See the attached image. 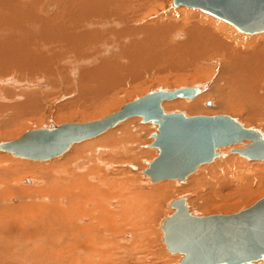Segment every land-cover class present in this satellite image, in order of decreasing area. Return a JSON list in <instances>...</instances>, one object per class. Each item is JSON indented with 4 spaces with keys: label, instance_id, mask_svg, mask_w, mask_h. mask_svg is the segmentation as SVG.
<instances>
[{
    "label": "bare ground",
    "instance_id": "obj_1",
    "mask_svg": "<svg viewBox=\"0 0 264 264\" xmlns=\"http://www.w3.org/2000/svg\"><path fill=\"white\" fill-rule=\"evenodd\" d=\"M171 2L172 0H65L62 5L58 3V10L55 14L57 8L55 3L49 4L50 6L46 10L47 5L42 8L40 1L36 0H0V128L10 121L28 117L37 118L38 116L35 117V115L40 112V107L44 108V103L52 96L51 94L38 92L39 89L41 87L47 88V90L51 87L56 88L59 81L70 82L72 77L78 75V73H80L78 75L79 85L76 88L78 98H75V105L77 106L93 104L97 101L101 102L102 98L105 99V96H108L114 90L130 86L131 82L139 79L143 73L155 70L153 67L162 65L165 66V71L167 67L178 70L190 68V70L193 69L195 72L203 74L207 71L198 68V66L212 62L214 63L213 72L218 74V82L215 87L210 88V91L212 93L215 92V95L219 97H225V101L229 99L230 103L223 108L226 107L232 113H239V108L251 107V105L257 104L256 101L264 100V39L256 38L254 40L245 38L242 35L234 36L226 30L228 28L224 32L225 26L221 22L223 20L219 19V22H215L212 19L205 18L207 15L198 12L199 10L188 9L190 11H183V9L187 8L179 7L177 9H180V12H172L174 8L171 7ZM166 9L169 12H166ZM40 11L46 17L40 16ZM145 20H149L147 24L139 25ZM178 31L181 33L176 35L175 39L180 44L173 45L168 37ZM85 68L88 70L81 71ZM160 70L163 72V69L160 68ZM156 72H159V69ZM183 72L180 76H183ZM140 73L142 74L141 76ZM179 74L181 73L179 72ZM118 75L119 77H117ZM195 75L197 76V74ZM33 86L39 87L38 91L28 89ZM195 87L200 90V93L195 98L198 96L202 98L190 99L193 100L192 102H188L189 100L187 99H179L183 102L164 101L161 104L162 108L165 110H185L189 113L201 111V103L209 99V94L206 93L208 86L207 84H202L200 87ZM59 89L64 91V89L69 88L66 86L64 89ZM27 90L29 91L27 92ZM64 92L69 93L70 91ZM204 93L206 94L205 97ZM20 99H26V102L17 103ZM72 101L74 102V100ZM262 104L264 105L263 102ZM45 106L48 107V105ZM253 109H255V106L252 110L250 109L251 111L249 110L250 112L247 110V113L251 116L253 113L255 114ZM59 110L62 112L61 107ZM257 111L261 112L256 110V115H258ZM48 113H51L50 110ZM245 115L247 114L245 113ZM240 119L242 120V118ZM21 121L24 122V120ZM238 122L245 128H253L251 123H247L248 119L239 120ZM19 125L17 124V126ZM255 129L264 135L262 130ZM119 131H116V134L112 133L108 140L103 141L104 143L101 142V147L99 146V148L84 150L81 148L83 145L81 142L82 145L79 143L74 144L71 150L59 159H52L55 161L53 165H56L55 168H52L56 171V168L59 167L61 173L58 171L60 176L51 175V171L46 170L49 167L43 168V170H46L41 172V174H44L40 177L44 182L43 188H21L20 191H10L9 189L6 190V193H3L6 196H8L7 194L20 196L21 200L23 199L24 201V199H31L30 192L35 191L41 194V198L35 197V199L43 202V204H38V207L43 208L52 205L53 208L50 207L45 210L47 214H44L40 211L43 209H37L31 213L32 209H28L30 206L23 207L24 209L26 208L25 211L28 209V220L33 219L32 222H35L32 225H25L29 227L28 232L25 233L23 231V233L17 232L16 224L14 226L12 223L14 228L10 226L11 221L17 219L15 213L20 209L17 212L15 211V213L12 212L13 210H8L6 212L7 215L4 213L0 214L2 215L0 216V227L5 225L4 223L8 224L10 222V225H7L10 227L6 233L8 242L6 239L3 240L4 237L1 238L3 242L6 241L4 243L7 247L4 244V248L0 247V264L4 262L9 264L8 262L17 256V248L20 247L17 245H25L28 242L24 241L22 236H33L37 231L39 233L48 231L45 234L42 233L47 241L45 242L52 244L53 248L57 249V252L66 250V257L68 256L66 259L70 261L67 264H81L84 262V264L87 262V264L89 262L91 264L94 261L95 264H103V261L114 260L116 251H106V254L101 255L103 250L101 251V246L99 245L101 241L105 242V238L108 237L110 242L104 243V246L118 245L120 247L118 243L115 244V237L119 234L123 235L128 226L132 227L129 228L132 232L141 231V235L138 238L135 237V245L137 246H132L134 250H146V246L152 248L154 243L149 238L153 236V231L151 230L148 233L147 231L149 230L146 231V227L144 229L141 225L138 227L139 225L135 223L136 218L131 221V214H136L141 219V214H137V210L144 209L145 213H149L150 210L146 212L148 206L149 209L154 210L157 207L156 203L157 205L160 204L158 203L159 198L169 194L170 181L165 182L169 184L146 192L141 189L134 191L135 181L132 182L130 178L129 180H121V185L123 186H120L121 188L117 189L118 191L115 190L118 181L113 177L118 178L119 172L114 173V166L111 168L110 174H107L106 170L108 171L112 165L116 167L121 161L128 163L125 166L122 165L123 163L121 165L130 172L140 169L136 166L137 170H135V167L129 165L130 162L127 161L134 160L130 154H121L119 156L120 159H116L117 153L134 146L137 147L136 144L138 142L135 129L123 127ZM243 147L244 145L242 144H236L219 149L218 153L220 156L213 160L214 163L211 162L213 163L212 165L221 163V165L225 166V175L228 173V171L226 173L227 168L232 167L231 170H235L229 172L228 175L231 173L233 177L235 176V178L239 179L238 181L246 182L247 184H249L248 181L250 179L255 181L257 179L258 183L263 186L264 176L258 177L260 175L258 174L259 172L256 173L257 170L255 172L252 170H254L253 167H264V161H250L240 155L243 158L241 160L235 157L238 154H235V156L232 155L233 153L230 154L231 149H242ZM24 164L28 167L26 162ZM24 164L22 162V165ZM22 168L24 169V167ZM204 168H206L205 164L199 167L198 173L201 170L203 171ZM27 169L29 170V167ZM27 169L26 171L28 172ZM0 170V177L4 180V177L7 179L13 174L16 173L17 175L18 173L19 175V172H21L18 169L19 172L13 170V173L5 171V169H3L4 172H2V169ZM40 171L42 170L40 169ZM55 171L54 173H57ZM251 171L258 174V176H249ZM232 176L229 175V178ZM216 177L219 179L222 174L219 177L216 174ZM213 181H216V179ZM22 183L25 186H29L37 185L39 182L33 179V181L24 180ZM227 183L229 184V182ZM38 186H40V183ZM254 187H251V193L256 191L252 189ZM248 196H250V193L244 195V198ZM6 201L13 205L16 199L11 198ZM123 211H127L130 216L127 218L121 217L120 219ZM141 213L143 214V212ZM153 214H156V211ZM19 215L21 214H17L20 220L17 221L22 222L21 219L25 217L21 216V218ZM11 218L13 219L11 220ZM145 219H147L146 216ZM121 225H125V227L122 231H119L118 226L120 227ZM9 229L11 230L9 231ZM0 232V234H3L4 230ZM10 236H14L15 239H11L12 237ZM0 237L2 236L0 235ZM25 238L27 239V237ZM126 238L130 239L131 236L127 235ZM120 239L125 241L124 237ZM31 240L29 239V241ZM64 241V245H59ZM129 247L124 250L132 251ZM53 248L51 247L52 250H54ZM125 251L122 253L126 254ZM46 252L48 253V251ZM57 252L55 251L54 256L52 254L46 255L45 260L43 259L45 262L43 261L42 264H65L58 260L61 257H58ZM112 257L113 259H111ZM37 258L35 256L32 259ZM20 259L21 261H18L19 264L35 263H33L32 259Z\"/></svg>",
    "mask_w": 264,
    "mask_h": 264
},
{
    "label": "rangeland",
    "instance_id": "obj_2",
    "mask_svg": "<svg viewBox=\"0 0 264 264\" xmlns=\"http://www.w3.org/2000/svg\"><path fill=\"white\" fill-rule=\"evenodd\" d=\"M36 1H38V2L40 1V5L42 6V8L45 5H47L46 10L50 6L49 4H52V3L54 4L55 3V5L57 6V8L55 10V14L57 13V10H58V6H59L58 3L60 5H62L63 1L65 2V0H47V1L36 0ZM23 3H26V2H23ZM172 10H173L172 12H175V11L176 12H180V9L178 10L177 8L176 9L174 8ZM167 11L169 12V10L166 9V12ZM183 11H190V10L183 9ZM40 12H41L40 16L46 17L42 13V11H40ZM198 12L207 15V16H205V18L212 19L215 22H219L220 21L219 19H217V18H215V17H213V16H211V15L205 13V12H202V11H198ZM165 14H167V13H165ZM147 16L150 18L149 15H147ZM148 21L149 20L142 21V23H139V25L147 24ZM221 22H223L224 26H225L224 32H225V29L228 28L226 30L230 34H232L234 36H241L242 35V36H245V38H252L254 40L256 38L264 39V33H259V34H255V35H245V34L241 33L240 31H238L235 27L229 25L228 23H226L224 21H221ZM180 33H181L180 31L174 32L172 35H170L168 37L171 44H173V45H179L180 44V42H178V40L175 39V36L180 34ZM213 66H214L213 62L212 63H207V65L206 64H202V65L198 66V68L207 71V72L203 73L204 76H203V74H200L199 72H195V70H193V69L190 70V68H187V69L185 68L184 70H178V69H173L172 67H171L172 69H170V67H167V69L165 71V68H164L165 66L160 65V66H157L155 68L153 67V69H155V70H152L151 72L148 71V73H143V75L140 73V76L142 75L139 78L140 80L137 79V80L132 81L130 86L119 88L116 91L114 90L113 92L108 94V96L106 95L105 99L102 98L101 102L97 101L96 102L97 104L94 102L95 105H94V103L93 104L91 103L92 105L91 104H85V105H80L81 107L75 105V101H76L75 98L76 97L78 98V93L76 92V88L79 85L78 75L80 73H78V75L72 77V80L70 82L64 83V82L59 81L58 82V86H56L57 89L51 87V88H49L47 90V88H44V87H41V89H39V87L33 86L31 88H28V89L34 90V91H38L37 89H39L38 92L51 94L52 95L51 96L52 99L50 100L51 97H49V99H47V102L44 103V105H43L44 108L40 107L39 111L41 113L39 112L37 115H35V117L38 116L37 118H34V117L29 118L28 117V118H24V119H20V120L10 121L9 123L5 124L2 127L3 129L0 128V143L1 142H7V141H10V140H15V139L19 138L22 135V133H24L27 130L40 129V128H44V127H55V126H59V125L66 124V123H84V122L100 119L102 117H105V116L111 114L112 112H115V111L119 110L122 105H124V104H126V103H128V102H130V101H132L134 99L140 98V97L144 96L145 94H147L149 92H152V91H155V90L157 91V90L161 89V90L172 91L174 89H179V88H183V87H195V86H199L200 87L202 84H207V86H208L206 88V90H207L206 93L209 94V99H207V101H204L203 103H201V111L195 112V113H189L188 111H185V110H165L163 108L162 109L165 112H167V113H169V112H182L188 117L197 116V115H202V116L227 115V116H230L231 118H234V119H236L238 121L239 120L242 121L244 119H246V120L248 119L247 123H249V124L251 123V127L258 128V129H260V130H262L264 132V116H263L264 115V105L262 104V102L264 103V100H261L262 102L261 101H256L257 104L251 105V107H247L246 106L247 108L245 107L244 109L239 108L238 109V110H240L239 113H236V112L232 113L231 111H228L229 109H227L226 107L223 108L224 106H227L228 103H230L229 99H227L228 101H225L226 100L225 97H223V98L221 96L219 97V96L215 95V92L212 93V91H210V88L215 87L217 85V82H218V74L213 72ZM33 68H36V67H33ZM160 68L163 69V72L160 70ZM158 69H159V72H156V70L158 71ZM188 69H189V72H188ZM84 70H88V69L85 68V69H83L81 71H84ZM175 70H177V71L175 72ZM179 72L181 74H179ZM182 72H183V76H180V75H182ZM186 73H187V75H186ZM195 74H197V76ZM120 75H121V73H120ZM117 77H119V75ZM66 86L69 89H64V88H66ZM59 88L64 89V91H70V92L66 93V92L60 90ZM28 91L29 90H27V92ZM6 95H8V94H6ZM205 95L206 94L204 93V97H205ZM198 97L202 98L201 96H198ZM198 97H196V98H198ZM195 99H193V100H195ZM20 100L17 103H23L24 101L26 102V99H23V100L20 99ZM72 100H74V102ZM193 100H189L188 102H192ZM174 101H180V100L177 99V100H173V101H169V102H174ZM180 102H183V101H180ZM207 103H209V106H207ZM45 105H48V107L50 105L51 106L48 109V107L45 106ZM67 105H68V107H67ZM100 106H102V107L99 108ZM254 106H255L256 110H260L261 112L257 111L258 115H256V110L253 109V111H255V114L253 112H251V113H253L252 116H251L249 113H247V110L248 111L250 109L252 110V108H254ZM60 107H61V111L62 112H60V110H59ZM62 107H64V108L62 109ZM82 107H83V109H82ZM54 108H55V110H54ZM73 108H74V110H73ZM43 110H44V113H43ZM49 110H50L51 113H48ZM245 113L247 115H245ZM247 116H248V118H246ZM240 118H242V120ZM21 120H24V122L21 121ZM15 122L18 125L20 123V125L17 126V124ZM126 122L124 121L125 124L124 123L120 124L119 125L120 127L118 126L115 129H112L111 131H108L104 135H101V137H99V138L97 137V138L85 141V143L82 142L83 145L81 143H79L80 145H82L81 148L84 149V150H93L95 148H99V146L101 147V144H100L101 142L104 143L106 140H108L112 133L116 134L117 133L116 131L120 132L119 130L121 128H123V127L126 128L127 127L129 129H133V130L135 129L136 130L135 132L137 133V136H138L136 138V140L138 141L137 144H136L137 147L134 146V147H131L129 149L123 150L121 153H117L116 159L117 160L120 159L119 156L121 154H124V155L130 154V156L133 157L134 160L133 161H127V162H130L129 165L135 167V170H137V167L140 168V169H138L137 171H132L133 172L132 173L129 170H127L126 167H124L128 163H125L126 161H121L120 164H117L118 167H117V165H116V167H115V165H112L108 169V171L106 170V173L110 174L111 168L114 166L113 167L114 168V173L119 172L118 176H117L118 178L113 177L114 179H116L118 181L117 182L118 185L115 188V190H117V189L119 190L123 186V185H121L122 181L129 180L130 178H131L130 180H132V182L135 181L134 182V186H133L135 188V189L133 188L134 191H138L139 189H141L143 191L150 192V190H153V188H157V187L169 184V183H165L167 181L158 182V183H151L149 181V179L146 178L143 175V171L147 168V163L151 162L152 159L157 154V151L155 149H151L149 147V145L153 141L150 136L153 133L156 132V127L154 125H151V124H143L141 122L140 118H130V119L126 120ZM14 127H15V129H14ZM3 133H5V134H3ZM139 141H141V142H139ZM65 154H67V153H65ZM230 154H231V151H230ZM235 154L236 153H233L232 155L235 156ZM62 156H60V157H62ZM60 157L55 158V159H59ZM235 157H237L238 159L240 158L241 160L243 159L240 155H237ZM53 160L51 159V160H48V161H45V162H33V161H30V160L17 159V158H15L14 156H12L10 154H6V153H1L0 152V169H2V172H4L3 169H5V171L7 170V171H10V172H12L13 170L16 171V172H19L18 170L23 169L22 167H24L23 170H20L21 172H19V175H18V173H17V175L15 173V174H13V176H10V178L6 179V177H4L5 180L3 178H2L3 179L2 180L1 177H0V214L4 213V214L7 215L6 212L8 210L9 211L13 210L12 212L15 213V211L17 212L18 209H20L17 213H15L17 219L11 218V220L13 219L11 221V225H10V222L9 223L7 222L8 224L4 223L6 226L3 225V226L0 227L1 228L0 231L4 230V232H5V233L3 232V234H5V235L0 234L2 236V237H0V241H2L1 238H3V237H4L3 240L6 239V236H7L6 233L8 231V228L10 226H13V225L15 226V224H16V229H17L16 231L17 232H22V231L24 233L28 232L29 227L25 226V225H32V223H33L32 222L33 219L28 220V215H27V214H29L28 211H27L28 209H32L31 213L33 211L37 210V209L38 210L39 209H43V210H40V211H42L44 214H47V212L45 210L49 209L50 207L53 208L52 205L49 206V207L45 206L46 208L45 207H43V208L38 207L39 206L38 204H40V203L43 204V202H39L37 199H35V197L39 198L41 196L40 193L35 192V191H33V192L31 191L30 192L31 195L30 194L29 195L32 196L31 199H24V201H23V199L21 200L20 196H12V195L7 194L9 196L8 197V196H6V194H3V193H6V190H9V189H10V191L11 190L20 191L21 188H29V187L30 188H36V189L39 188V187L43 188L44 187V182H43L42 178H40V177L44 173L41 174V172L48 170V171H51V173H50L51 175H53V174L54 175L55 174L58 175V171H59V173H61L59 167L56 168L57 173H54V171H55L54 168L56 167V165H53V162H55ZM22 162H23V164H24V162H26V165L29 167V170L27 169L28 167H26L25 164L22 165ZM248 162L250 163V161H248ZM213 163H214V161H213ZM213 163L205 164L206 168H204L203 171L201 170V172H199V173L197 171L195 174H192L191 176H189L186 179V181L183 182V183H179L178 181H170L169 194H167L166 196H164L162 198H159V200H158V203H160V204H158L159 206L156 203V206L158 207V208L155 207L156 209L154 208V210L156 211V214H153V213H155V211L151 210V208L149 209V206H148V209L146 210V212H148L150 210L151 212L149 211V213H145L144 209H140V210L136 211L137 214H141V217H142L141 219H140V216L138 217V215H136V214H135L136 216L134 214H131V221H133L136 218L137 222L135 221V223L137 225H139L138 227H140V225L142 226L143 229L146 227L145 230L146 231L149 230V231H147L148 233H150L151 230L153 231L152 232L153 236H150V238H149L154 243L152 248L146 246V250L140 249V250H142L141 252H140V250H137V251L134 250L132 248V246L133 245L137 246V245H135V241H136L135 237L138 238L139 235H141V233H140L141 231L137 230L140 234L138 232H136V231L132 232L131 229L129 230V228H132V227L128 226L127 227L128 229L126 231H124L125 233L122 232L123 235L119 234L117 237H115L116 238V240H115L116 243L115 244L118 243L120 245V247L122 246L121 248L118 247V245H116V246L119 249L115 245L114 246H109V247L104 246V243L110 242V238H108V237L105 238V240H104L105 242L101 241V243L99 245V246H101L100 247L101 251L103 250V253L101 255H104V253L106 251H116L115 252V254H116L115 255V259L114 260L103 261V264H136V263L137 264H177L180 261L181 257L179 255H170L166 251V249H165V247H164V245L162 243V233L160 231L161 221L168 214H170L172 212V210L169 208V204H170V202L172 200L179 199V198H184L186 200V204L189 207V211L191 212V214H194V215H197V216H208V215H215V214H232V213H236L238 211H241L243 209H246V208L250 207L257 200L261 199L264 196V185L263 186L260 185L258 183L257 179H256V181L254 179H250L248 181L249 184H247L246 182L242 183V182L238 181L239 180L238 178H235V176L233 177L231 175V173L229 175L232 176V177L229 178L228 173L233 171V170H235V169L231 170L232 167L227 168L226 173H227V171H228V173H227V175H225V173H224V170H225L224 167L225 166L221 165V163H216L215 164L216 166H215V165H212ZM121 164L124 165V166H122ZM222 166H223V168H222ZM47 167H49V168L46 169V170H43V168L45 169ZM52 167H54V168H52ZM15 168H17L18 170L17 169L15 170ZM214 168H215V170H214ZM253 168H254V170H252V171L255 172L257 170L256 173L259 172L258 174H260V175L258 176V174H255L254 172H253L254 173L253 174L252 171H251L249 176L250 175H251V177H253V176L254 177L255 176L256 177L257 176L258 177H262V175L264 176V172H262L264 170V167H259V168L258 167H253ZM26 169L28 170V172L26 171ZM40 169L42 171H40ZM112 172H113V169H112ZM213 173H214V177L212 178ZM20 174H22V175L20 176ZM216 174H217L218 177H219V175L221 176V174H222V177L226 178L225 180H227V181H225L224 178H222V177H219V179H217V177L215 178ZM122 175H123V177H122ZM58 176H60V175H58ZM221 178H222L223 181L221 180ZM33 179L38 180V182L40 183V186H38L39 183L37 185H29V186H27V185L25 186L22 183L24 180H32L33 181ZM215 179H216V181H213ZM229 179H231V180H229ZM119 181H121V183H119ZM254 181H255V183H253ZM227 182H229V184ZM4 183H6L7 185L4 184ZM209 184H211V185H209ZM254 184H257V185H254ZM252 186H255L252 189L256 190L253 193L250 192ZM5 188H7V189H5ZM243 193H245L244 195L250 193V196H248L247 198H244ZM35 194H37V196H35ZM3 196H5V197H3ZM11 198L12 199H16V202H15L16 204L13 203V205H10L9 202L7 203L6 200H9ZM32 205H33V207L35 209L32 207ZM25 206H30L29 208L27 207L28 208L26 210L27 212L25 211L26 208L25 209L23 208ZM11 208H13V209H11ZM157 209H158V211H157ZM12 212H10V214H12ZM119 212H120V210H119ZM141 212H143V214ZM17 214H21V215H19V217H21V216L25 217V218L21 217L22 218L21 220H22L23 223L20 222V221H17V220H20V219H18ZM146 214L150 215L151 217L147 216ZM151 214H153V215H151ZM0 216H2V215H0ZM12 216L14 217V215H12ZM129 216L130 215L128 214L127 211H123V212H121L120 219H121V217L127 218ZM145 216H146L147 219H145ZM145 220H147V221H145ZM141 222H143V224H141ZM12 223H13V225H12ZM146 223H147V225H145ZM33 224H35V222ZM7 225H10V226L8 227ZM143 225H145V226H143ZM14 226L12 228H14ZM18 227H21V228H18ZM124 227H125V225L124 226L121 225L120 227L118 226L119 231H122V229ZM24 229H26V230L24 231ZM139 229H141V228H139ZM10 230L11 229H9V231ZM47 232H45V233H47ZM40 233H41V235H40ZM40 233L37 231V233L33 234V236L32 235L31 236L30 235L22 236V239L24 241H28V242L25 245H22V244L17 245V246H20L19 248H17V252H16L17 256L13 257L8 263L9 264H11V263L13 264L15 262L14 264H19V262L21 261L20 258H26L28 260V259H32L35 256H37L38 257L37 259H32L33 263L35 262V263H38V264H42V262L46 258V255L48 256V255L52 254L54 256L55 255V251L57 252V249L55 250V247L53 248L52 244L46 243L47 241L45 240V236L43 235V234H45L44 231L40 232ZM127 235L131 236V238L127 239L126 238ZM136 235H138V236H136ZM10 237H12L11 239H15L14 236H10ZM25 237H27V239ZM121 237H124L125 241L123 239H120ZM29 239L30 240L32 239V240L29 241ZM40 239H42V240H40ZM6 241H7V239H6ZM6 241H4V242H6ZM4 242L2 241L0 243V247L1 248H4L6 246ZM3 244L5 245L4 247H3ZM61 244L64 245L65 241L61 242L59 245H61ZM59 245H58V247H59ZM50 246L54 250H52ZM129 246H131V247H129ZM126 247H129L130 250H132V251H125L124 249ZM142 248H144V247H142ZM148 249L151 250V251H149ZM46 251H48V253H50V254H48ZM124 251L126 252V254L122 253ZM117 252H118V254H117ZM141 253H143V254H141ZM147 253H150V254H147ZM18 255H20V256H18ZM57 255H58V257H61V258H58V260H61V263L64 262L65 264H67V262L68 263L70 262L69 260L66 259L68 257V256L66 257V255H67L66 254V250H64L63 252L62 251L61 252H57ZM142 255L145 256V257H143ZM39 258H41L40 262H39ZM111 259H113V257ZM84 263H81V264H84ZM1 264H7V262L1 263ZM89 264H90V262H89ZM91 264H95V261H94V263L91 262Z\"/></svg>",
    "mask_w": 264,
    "mask_h": 264
},
{
    "label": "water",
    "instance_id": "obj_3",
    "mask_svg": "<svg viewBox=\"0 0 264 264\" xmlns=\"http://www.w3.org/2000/svg\"><path fill=\"white\" fill-rule=\"evenodd\" d=\"M171 7L203 11L246 35L264 33V0H172ZM199 93L197 87L152 91L97 120L27 130L15 140L1 142L0 152L48 161L137 117L156 127L149 147L157 154L143 171L151 183H183L218 158L219 149L236 144L244 147L231 153L264 161V135L259 130L245 128L227 115L188 117L162 109L164 101L190 100ZM169 208L172 212L161 221L160 230L166 251L181 257L177 264H264V196L232 214L197 216L184 198L172 200Z\"/></svg>",
    "mask_w": 264,
    "mask_h": 264
}]
</instances>
